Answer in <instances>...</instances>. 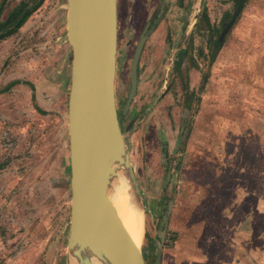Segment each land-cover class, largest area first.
Wrapping results in <instances>:
<instances>
[{
  "label": "rangeland",
  "instance_id": "1",
  "mask_svg": "<svg viewBox=\"0 0 264 264\" xmlns=\"http://www.w3.org/2000/svg\"><path fill=\"white\" fill-rule=\"evenodd\" d=\"M18 1L5 0L0 17ZM32 3L0 39V89L12 82L0 91V264H68L66 0ZM114 5V104L144 224L143 263L159 251L158 264H207L218 241H247L234 229L253 215L263 243L264 0H244L213 58L234 0ZM157 14L123 111L134 42Z\"/></svg>",
  "mask_w": 264,
  "mask_h": 264
},
{
  "label": "water",
  "instance_id": "2",
  "mask_svg": "<svg viewBox=\"0 0 264 264\" xmlns=\"http://www.w3.org/2000/svg\"><path fill=\"white\" fill-rule=\"evenodd\" d=\"M115 0H66L65 32L71 50L66 102L68 165L70 182L68 264H79L82 253L93 249L94 235L120 264H144L140 243L130 239L110 200L112 159L119 155V173L129 187L133 177L128 153L119 128L113 94L116 53ZM244 0H234L229 19L217 36L213 58L225 33L242 8ZM150 27L147 32L151 30ZM145 35L141 34L129 65V86L123 111L135 93L136 62ZM130 120L125 128L131 124ZM166 216L161 215L158 229ZM159 263L157 251L151 264Z\"/></svg>",
  "mask_w": 264,
  "mask_h": 264
},
{
  "label": "bare ground",
  "instance_id": "3",
  "mask_svg": "<svg viewBox=\"0 0 264 264\" xmlns=\"http://www.w3.org/2000/svg\"><path fill=\"white\" fill-rule=\"evenodd\" d=\"M108 155L113 162L110 200L130 239L136 245L140 243L141 235L143 238L142 228L144 226L136 200L138 196H134V191L119 173V155L110 151ZM90 245L93 253L90 255L82 253L79 257V264H120L117 257L94 235L90 236Z\"/></svg>",
  "mask_w": 264,
  "mask_h": 264
},
{
  "label": "crops",
  "instance_id": "4",
  "mask_svg": "<svg viewBox=\"0 0 264 264\" xmlns=\"http://www.w3.org/2000/svg\"><path fill=\"white\" fill-rule=\"evenodd\" d=\"M163 84H165L164 79L160 84L161 88H163ZM156 86H158L157 82L154 83V87ZM138 87L139 85L136 86V91L138 90ZM255 219L256 217L253 215L251 222L250 219L247 220L248 222L246 226L241 229L239 227L234 229L233 235L235 237L241 233L247 234V241H218L217 247L221 248L220 254L216 255L213 260L207 261V264H264V242L256 243L255 241L257 232L252 222ZM262 220L264 222V217ZM262 233L264 234V229Z\"/></svg>",
  "mask_w": 264,
  "mask_h": 264
},
{
  "label": "trees",
  "instance_id": "5",
  "mask_svg": "<svg viewBox=\"0 0 264 264\" xmlns=\"http://www.w3.org/2000/svg\"><path fill=\"white\" fill-rule=\"evenodd\" d=\"M5 0H0V15L3 10ZM30 0H19L10 10L7 11L3 18L0 17V39L14 32L26 18L30 15L36 3L29 5ZM218 42V41H217ZM12 82L8 83L0 91L5 90Z\"/></svg>",
  "mask_w": 264,
  "mask_h": 264
},
{
  "label": "flooded vegetation",
  "instance_id": "6",
  "mask_svg": "<svg viewBox=\"0 0 264 264\" xmlns=\"http://www.w3.org/2000/svg\"><path fill=\"white\" fill-rule=\"evenodd\" d=\"M163 17H164L163 14H157V15H155L153 18H150V19H148V20H145L144 23L142 24L140 30H139V33H138L137 38H136V41L134 42L133 49H132V54H133V51H134V49H135V46H136V44H137V42H138V39H139L140 35H141V34L145 35V38H144V40H143V42H142V44H141V48H140V51H139V54H138V57H137V62H136V68H135V71H136V85H135V92H136L137 78H138V70H139V64H140L139 61H140V59H141V57H142V54H143V50H144L145 44H146V42L148 41V39H149L151 33L154 31L155 26H156L160 21L163 20ZM150 27H152L151 30H150L149 32H147V30H148ZM182 42H183V40H180V43H179L178 45H176L175 48H177V49L180 48V46H181L180 44H181ZM132 54H131V58H132ZM130 61H131V59H130ZM129 65H130V63H129ZM128 73H129V69H128ZM128 86H129V83H128ZM165 90H166V88H164V91H165ZM128 122H129V121H128Z\"/></svg>",
  "mask_w": 264,
  "mask_h": 264
}]
</instances>
